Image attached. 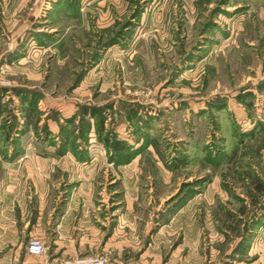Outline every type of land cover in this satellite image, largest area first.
Here are the masks:
<instances>
[{
    "label": "rangeland",
    "instance_id": "rangeland-1",
    "mask_svg": "<svg viewBox=\"0 0 264 264\" xmlns=\"http://www.w3.org/2000/svg\"><path fill=\"white\" fill-rule=\"evenodd\" d=\"M0 100L37 264H264V0H0Z\"/></svg>",
    "mask_w": 264,
    "mask_h": 264
},
{
    "label": "crops",
    "instance_id": "crops-1",
    "mask_svg": "<svg viewBox=\"0 0 264 264\" xmlns=\"http://www.w3.org/2000/svg\"><path fill=\"white\" fill-rule=\"evenodd\" d=\"M9 196L11 195L5 192L0 194V264H37V261L40 262V260L36 259L37 256L29 254L26 251L27 245L24 246L26 234L19 224V221L23 220L22 217L18 220L17 216L15 217L16 213L14 215V212H10L15 205L13 203L15 195L12 199ZM15 200L19 210L24 212L26 201L23 194H20ZM57 259L61 258H53V260Z\"/></svg>",
    "mask_w": 264,
    "mask_h": 264
},
{
    "label": "trees",
    "instance_id": "trees-1",
    "mask_svg": "<svg viewBox=\"0 0 264 264\" xmlns=\"http://www.w3.org/2000/svg\"><path fill=\"white\" fill-rule=\"evenodd\" d=\"M15 90L23 91V89H19V88ZM1 110H2V105L0 102V111ZM20 110L24 120H26V122L27 120L28 122L29 121L31 122L37 112L35 96L23 93L20 97ZM33 122H35L36 124V118L33 120ZM104 143L107 144L108 148L112 152V157H111L112 160H115L116 162H120V163H127L131 160V158H133L132 157L133 152H131L129 148H127L125 144L122 143L121 141L109 140L106 137L104 139ZM68 146L69 144L65 143L63 148H70V146L69 147ZM254 185L256 186L257 189L261 188V186L258 184L257 181H254Z\"/></svg>",
    "mask_w": 264,
    "mask_h": 264
},
{
    "label": "built area",
    "instance_id": "built-area-1",
    "mask_svg": "<svg viewBox=\"0 0 264 264\" xmlns=\"http://www.w3.org/2000/svg\"><path fill=\"white\" fill-rule=\"evenodd\" d=\"M26 251L35 256H40L45 252L44 243L38 238H32L28 241ZM107 257L103 254L93 256L72 257L60 259L55 264H106Z\"/></svg>",
    "mask_w": 264,
    "mask_h": 264
}]
</instances>
